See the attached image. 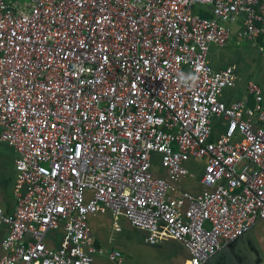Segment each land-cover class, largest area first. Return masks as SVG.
Returning a JSON list of instances; mask_svg holds the SVG:
<instances>
[{"label": "built area", "instance_id": "built-area-1", "mask_svg": "<svg viewBox=\"0 0 264 264\" xmlns=\"http://www.w3.org/2000/svg\"><path fill=\"white\" fill-rule=\"evenodd\" d=\"M233 34L264 57V0H0V139L18 152L0 264H92L99 212L178 241L184 264L264 220L262 88L226 103L235 70L208 59ZM190 162L199 193L177 187Z\"/></svg>", "mask_w": 264, "mask_h": 264}, {"label": "crops", "instance_id": "crops-1", "mask_svg": "<svg viewBox=\"0 0 264 264\" xmlns=\"http://www.w3.org/2000/svg\"><path fill=\"white\" fill-rule=\"evenodd\" d=\"M237 27H235L236 30ZM247 43V44H245ZM208 59L217 70L233 67L237 80L234 86L223 91V100L230 104L236 100H247L250 106L255 105V99L248 91L250 82L260 85L263 91L262 105L264 108V57L256 46L246 40L238 41L233 34L225 46L212 45ZM227 121L220 116L213 118V133L220 135L226 129ZM1 135V127H0ZM18 157L16 149L0 139V204L7 213H13L16 207L14 187L17 176L15 162ZM197 164V165H195ZM190 162L191 174L184 177L177 187L192 193L205 189L202 183L204 173L203 162ZM197 171H202L197 175ZM157 175L165 176V170L154 165ZM89 224L95 237L96 251L92 264H114L109 254L119 250L123 254L122 264H184L190 257L188 251L176 240L164 239L156 244L147 240V232L133 226L125 217H121L120 230L114 227L110 212H99L89 216ZM248 232V233H247ZM247 241L226 247V250L212 264H264V220H257L249 231ZM8 233L6 225L0 226V257L4 251L2 241ZM61 231L48 234L50 245H59ZM204 264V263H203Z\"/></svg>", "mask_w": 264, "mask_h": 264}, {"label": "water", "instance_id": "water-1", "mask_svg": "<svg viewBox=\"0 0 264 264\" xmlns=\"http://www.w3.org/2000/svg\"><path fill=\"white\" fill-rule=\"evenodd\" d=\"M248 233V232H247ZM247 233H244L242 236L238 237L237 239L229 242L228 244H231L230 246L232 245H235L236 243L239 244V243H243L244 240L247 241ZM226 245L225 247H223L221 250H219L216 254H214L213 256H211L209 259H207L204 264H212V262L214 260H216L225 250H226V247H228L229 245ZM260 264V262H259Z\"/></svg>", "mask_w": 264, "mask_h": 264}, {"label": "rangeland", "instance_id": "rangeland-1", "mask_svg": "<svg viewBox=\"0 0 264 264\" xmlns=\"http://www.w3.org/2000/svg\"><path fill=\"white\" fill-rule=\"evenodd\" d=\"M240 41H241V40H240ZM245 44H247V43H245ZM157 163H159V162H156V164H157ZM196 173H197V175H200V174L202 173V171H197Z\"/></svg>", "mask_w": 264, "mask_h": 264}]
</instances>
